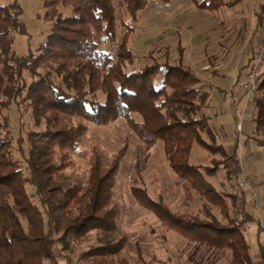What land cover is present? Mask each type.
Returning a JSON list of instances; mask_svg holds the SVG:
<instances>
[{
    "label": "trees",
    "instance_id": "obj_1",
    "mask_svg": "<svg viewBox=\"0 0 264 264\" xmlns=\"http://www.w3.org/2000/svg\"><path fill=\"white\" fill-rule=\"evenodd\" d=\"M241 1L220 0L215 5L235 7ZM148 2L120 0L118 7L135 22ZM200 5L207 6V0ZM44 6L51 22L49 34L36 50L18 56L13 33H27L23 9L16 0L0 3V264H60L62 259L71 264L65 253L94 233L103 235L100 243L82 253L81 259L107 264L122 252L124 239L115 237L119 205L114 202V188L123 151L110 165L96 160L87 182L73 183L64 174L88 124L106 126L120 118L149 148L163 142L167 161L183 185L204 199L222 202L220 211L227 223L216 216L203 219L201 211L182 216L160 197L157 201L148 197L158 217L196 242L197 250H229V264H264V243L258 247L256 262L244 236L247 225L254 222L245 204L237 192L217 190L208 180L223 168L231 184L242 169L237 148L227 154L209 118L201 114L202 81L183 64L182 46L177 64L154 60L129 70L134 64L128 47L131 28L121 39L116 58L102 49L118 41L114 0H44ZM62 7L71 8V15L62 14ZM257 93L254 131L264 136V72ZM22 104L31 111L34 129L25 140L22 135L16 140L4 111ZM14 142L24 167L13 154ZM194 144L207 152L209 165L191 163ZM260 144L264 146V141ZM28 186L34 190L31 194ZM134 189L147 196L144 189Z\"/></svg>",
    "mask_w": 264,
    "mask_h": 264
},
{
    "label": "rangeland",
    "instance_id": "obj_2",
    "mask_svg": "<svg viewBox=\"0 0 264 264\" xmlns=\"http://www.w3.org/2000/svg\"><path fill=\"white\" fill-rule=\"evenodd\" d=\"M14 1L0 0V3L10 5ZM16 1L23 9L21 19L27 33L26 35L13 33L15 38L13 50L16 55L23 56L29 51L36 50L40 43L45 41L51 29V22L46 19L44 0ZM119 1L114 0L119 17L118 41L110 45L106 43L102 49L116 58L119 43L131 28L128 47L134 55V64L129 66V70L149 64L154 60L160 63L168 61L171 64H177L180 60L179 45L183 48V64L198 78L201 76L202 79L212 78L213 74L220 73L222 68L231 63L232 67L236 62H232L233 54L229 52V50L234 53L237 51L238 46L232 44L231 40L235 39L234 37H240V32H235L231 28L234 24L231 20L236 11L234 7L226 5L216 7L215 4L220 0H207L205 7L200 5L205 0H170L166 3L161 0H149L146 8L138 13L134 22L128 13L118 7ZM227 1L230 0H224V2ZM261 4L258 17L264 15V1ZM61 12L64 15H71L72 11L71 8L62 7ZM228 12L232 19L226 20L223 14H229ZM223 75L225 77L226 73ZM25 78H29L28 73H25ZM202 79L200 78V81ZM259 95L260 93H257L252 96L250 107L244 118L243 135L244 139H247V146H245L246 153L242 157V162L240 158L239 161L240 165L243 163L246 174L251 178L257 204L261 207L264 202V146L259 145L252 135L256 126L252 116L257 110L254 99ZM98 96L100 100H105L103 94L100 93ZM4 115L9 118V128L16 140L21 135L25 140L27 132L34 129L31 111L25 104L18 108L14 107L12 110H5ZM132 117L138 122L142 121L141 117L136 114ZM137 135L129 122L123 118L106 126L88 124L81 146L71 158H68V166L64 170L66 178L73 183L79 180L87 182L91 167L96 160L101 159L105 165H110L120 151H123L119 169L115 175L114 202L119 205L115 237L117 240L124 239L125 248L109 263L229 264V250H207L206 247L197 250L196 242L172 230L165 221L158 217L155 208L150 206L149 198L156 201L161 198L163 204L173 213L190 216V214L195 215L201 211L203 219L212 220V217L216 216L222 223H227V219L223 217V211H220L223 206L219 204L222 202L214 203L212 201L217 199H204L197 192L188 190L187 187L190 186L183 185V181L178 178L177 173L172 170L167 161L163 142H158L149 148ZM237 138L234 130L230 128L218 140V144L224 146L227 154H232ZM259 138H261L260 141H264V136H259ZM14 145L16 149L13 154L24 167V158L18 151L17 142H14ZM24 145L23 147L26 148V142ZM192 147L189 159L191 163L209 165L210 159L207 152L198 144ZM225 171L222 168L217 176L208 178V180L217 190L238 193L235 187L237 177L231 183L234 189ZM134 188L144 189L147 196L139 190V192L134 191ZM27 190L30 194L34 191L30 186ZM238 196L241 195L238 193ZM262 222L259 227L264 243V217ZM101 236L103 235L94 233L85 240L73 243L72 252L65 253V256L71 259V264H94L93 259L83 260L80 257L91 247L98 246ZM256 256L254 252V258ZM60 264L68 263L62 259Z\"/></svg>",
    "mask_w": 264,
    "mask_h": 264
},
{
    "label": "crops",
    "instance_id": "obj_3",
    "mask_svg": "<svg viewBox=\"0 0 264 264\" xmlns=\"http://www.w3.org/2000/svg\"><path fill=\"white\" fill-rule=\"evenodd\" d=\"M263 1L242 0L241 3L234 7L236 11L234 12L233 19L231 18L232 16H230L229 12V14H223V16L225 17L224 19H232L231 21L234 22V24H232L231 26L232 30L235 32H240V37L237 36L234 37L235 39L231 40L232 44L238 46L237 51L234 53L233 51L229 50V52L233 54V57L231 58L232 62H236L232 67L231 63L230 65L222 68L221 72H216L215 74H213L212 78L207 79L203 77L204 79H202V76L200 77L202 79V93H200V107H202L201 114L209 118V124L213 129V133L216 134L217 140L222 138V135L225 134V132H227L230 128L234 130L235 134L238 137L234 149L237 148L238 158H240L241 162L243 159L242 157L245 156L246 153L245 146H247V139H244L243 135L245 127L244 118L246 117V114L243 118L244 120L242 122V129L239 133L237 130V123L239 119L238 106L239 108H241L244 104V91L242 89V83L244 81L243 79H245L247 71L246 66H248L250 60L255 54L256 49L258 48L262 39H264V15L258 17V10ZM224 73H226L225 77L223 75ZM251 99L252 97L248 102L247 111L250 107L249 105ZM256 114L257 110L256 113L252 116L253 121H255L254 117H256ZM254 130H256V126ZM254 130L252 134L253 138L258 141L259 145H261L260 143L262 140L260 141L261 138H259L258 134H256V131ZM248 139L250 140L251 138L248 137ZM240 166L242 169L241 171H244L246 173V169L243 163H241ZM246 175L250 178L248 174ZM235 187L237 189V184L235 185ZM243 204H245L246 206V203L243 202L242 205ZM246 208L248 214L253 217L254 222H251L247 225L244 236L248 242V245L250 246V253L254 261L257 262L259 259L258 247L263 243L259 224L263 223L264 202L262 203L261 207H259V205L257 204V210H255L249 204L246 206ZM229 215L234 216L231 211ZM254 252L255 254H257L256 258H254Z\"/></svg>",
    "mask_w": 264,
    "mask_h": 264
},
{
    "label": "built area",
    "instance_id": "obj_4",
    "mask_svg": "<svg viewBox=\"0 0 264 264\" xmlns=\"http://www.w3.org/2000/svg\"><path fill=\"white\" fill-rule=\"evenodd\" d=\"M245 79H243L242 89H243V100L244 104L241 108L238 106V123H237V130L240 133L242 129V122L243 118L245 117L247 111V105L250 101V98L257 94L258 88L260 85V77L264 72V39H262L261 43L259 44L258 48L255 51L254 56L250 60L248 66ZM251 179L246 175L244 171L238 174L236 178L237 189L239 191L240 201L242 203L246 202L251 207L257 208V196L253 184H251Z\"/></svg>",
    "mask_w": 264,
    "mask_h": 264
}]
</instances>
